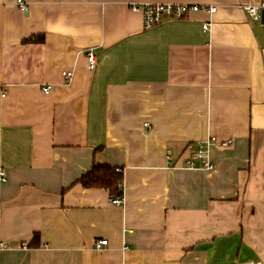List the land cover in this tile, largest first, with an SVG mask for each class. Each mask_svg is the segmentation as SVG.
Instances as JSON below:
<instances>
[{
  "label": "crops",
  "instance_id": "1",
  "mask_svg": "<svg viewBox=\"0 0 264 264\" xmlns=\"http://www.w3.org/2000/svg\"><path fill=\"white\" fill-rule=\"evenodd\" d=\"M16 1L0 0V264H264V21L241 6L263 0ZM146 2L218 9L146 29ZM209 136L234 141L215 169L180 167ZM95 165L123 169V204L80 183Z\"/></svg>",
  "mask_w": 264,
  "mask_h": 264
},
{
  "label": "built area",
  "instance_id": "2",
  "mask_svg": "<svg viewBox=\"0 0 264 264\" xmlns=\"http://www.w3.org/2000/svg\"><path fill=\"white\" fill-rule=\"evenodd\" d=\"M17 5L24 12H29L30 3L25 0H17ZM248 15L255 19L260 20L264 13V0L260 3H247L241 5ZM133 11L141 12L144 19V27L146 29H151L161 24L165 18L172 17L175 19H182L189 16L191 13L205 11L209 14H214L218 7L211 4H201V3H177V2H146V3H134L131 6ZM212 22L208 21L203 24L205 30H211ZM88 62L90 69H95L98 63V58L93 49L88 51ZM63 75L67 81H71L73 78V72L65 71ZM45 92L50 91V86H47ZM234 141L232 138H221L219 136H209L205 139H200L196 142L195 146H189L191 153L189 156L183 159L181 166L188 169H204V170H214L216 164L213 159V153L215 149L218 148H229L233 145ZM168 162L173 164L175 159V154L172 150H168L167 153ZM173 167H178L174 164ZM2 181H6V173L1 171ZM111 202L116 205H121L124 203L123 196H112L110 198ZM109 244L108 239L103 238L95 241L96 250H104ZM9 247L6 243H0V248ZM24 247H27L24 244Z\"/></svg>",
  "mask_w": 264,
  "mask_h": 264
},
{
  "label": "trees",
  "instance_id": "3",
  "mask_svg": "<svg viewBox=\"0 0 264 264\" xmlns=\"http://www.w3.org/2000/svg\"><path fill=\"white\" fill-rule=\"evenodd\" d=\"M41 37H32L26 42H39ZM80 183L86 188H102L110 192L112 196H123L124 194V172L109 165H95L80 179ZM39 239V234L34 240Z\"/></svg>",
  "mask_w": 264,
  "mask_h": 264
},
{
  "label": "water",
  "instance_id": "4",
  "mask_svg": "<svg viewBox=\"0 0 264 264\" xmlns=\"http://www.w3.org/2000/svg\"><path fill=\"white\" fill-rule=\"evenodd\" d=\"M263 21H264V13H263Z\"/></svg>",
  "mask_w": 264,
  "mask_h": 264
}]
</instances>
